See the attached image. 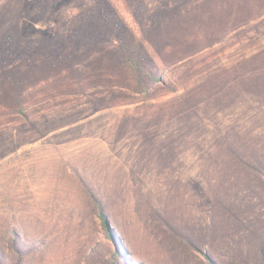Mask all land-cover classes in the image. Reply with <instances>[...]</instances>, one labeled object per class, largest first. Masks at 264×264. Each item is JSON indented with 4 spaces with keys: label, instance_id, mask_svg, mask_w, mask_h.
Segmentation results:
<instances>
[{
    "label": "rangeland",
    "instance_id": "374dc122",
    "mask_svg": "<svg viewBox=\"0 0 264 264\" xmlns=\"http://www.w3.org/2000/svg\"><path fill=\"white\" fill-rule=\"evenodd\" d=\"M156 254L264 264V0H0V264Z\"/></svg>",
    "mask_w": 264,
    "mask_h": 264
},
{
    "label": "trees",
    "instance_id": "16d2710c",
    "mask_svg": "<svg viewBox=\"0 0 264 264\" xmlns=\"http://www.w3.org/2000/svg\"><path fill=\"white\" fill-rule=\"evenodd\" d=\"M122 18L120 21L121 30L127 28L125 23L122 22ZM117 20H119V18H117ZM107 23L110 27H112L114 33L119 32L120 28L118 29L114 20H108ZM129 32H131V34L124 33L119 37L124 63L131 70L134 76V89L139 93L150 94L152 84L162 81L161 77L158 74H155L152 69L148 68L143 60L144 38L137 37L136 33H133L131 29ZM95 201L97 216L100 220L103 231L110 241L116 243L118 239L113 235V230L110 227L109 219L105 213L104 206L99 200ZM113 256L116 258L118 256V252L115 251Z\"/></svg>",
    "mask_w": 264,
    "mask_h": 264
},
{
    "label": "crops",
    "instance_id": "0c3cea01",
    "mask_svg": "<svg viewBox=\"0 0 264 264\" xmlns=\"http://www.w3.org/2000/svg\"><path fill=\"white\" fill-rule=\"evenodd\" d=\"M156 256H157V258L158 259H160V261H155V262H152L151 261V263H153V264H175L174 263V261L173 260H175V259H171L170 257H169V255H159V254H156ZM133 258H136V257H134V256H132ZM142 263H145V264H149V263H146V262H144V261H141Z\"/></svg>",
    "mask_w": 264,
    "mask_h": 264
}]
</instances>
